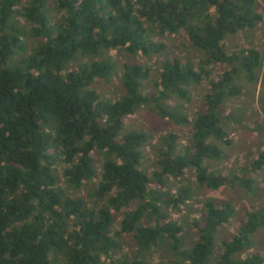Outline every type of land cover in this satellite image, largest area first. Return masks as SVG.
I'll return each instance as SVG.
<instances>
[{
  "label": "trees",
  "instance_id": "trees-1",
  "mask_svg": "<svg viewBox=\"0 0 264 264\" xmlns=\"http://www.w3.org/2000/svg\"><path fill=\"white\" fill-rule=\"evenodd\" d=\"M262 19L255 0H0V264H167L144 257L165 242L173 264H264L246 253L264 205L225 240L233 206L205 201L190 248L167 212L188 209L194 186L249 191L264 167V152L237 170L211 164L224 156L218 143L232 146L222 124L236 121L227 105L242 94L237 83H254L262 62L258 49L228 40ZM174 39L192 57L164 59L151 80L145 62ZM117 50L143 62H90ZM111 78L124 94L92 87ZM202 84L190 116L185 104ZM142 107L186 128L160 140L151 169L148 135L124 128ZM86 186L90 200L74 193Z\"/></svg>",
  "mask_w": 264,
  "mask_h": 264
},
{
  "label": "rangeland",
  "instance_id": "rangeland-1",
  "mask_svg": "<svg viewBox=\"0 0 264 264\" xmlns=\"http://www.w3.org/2000/svg\"><path fill=\"white\" fill-rule=\"evenodd\" d=\"M257 7L263 14L262 21L255 29L240 33L230 40L228 46L258 49L262 56L260 69L256 73V81L248 83L244 78H240L237 85L242 90V94L229 101L227 105L228 114L236 117V121H228L222 124L223 129L232 140V146L227 148L218 143L224 156L220 161L211 162L215 170H237L251 163L260 153L264 152V0H255ZM169 48L160 57H154L146 61V65L151 68L150 79L157 78L160 72V65L164 59L174 56L189 58L192 53L189 48L182 45L179 39L170 40ZM114 58L118 65L125 62H143L136 56L134 58L127 55L123 50L110 51L102 53L98 58ZM99 94L109 95L111 98L119 97L124 94V88L120 78H111L106 82H97L92 86ZM206 85L202 84L196 88L198 94L194 96L190 104H185V108L192 116L199 109V94L207 93ZM181 105V103H179ZM182 106H184L182 104ZM232 116V117H233ZM239 120V122H238ZM124 128L126 131H145L149 139L146 144L143 165L151 169L155 160L156 152L160 146V140L169 134H175L180 138L186 136V128H181L167 118H161L156 112L149 107H142L137 110L131 117L127 118ZM185 140L181 141L184 144ZM102 160H107L101 156ZM252 189L247 191L243 188L221 187L217 190L206 187L194 186L195 201L190 203L188 209L181 211H169L178 224L183 229L182 241L187 248H190L196 241L197 235L192 227V222L200 219L205 201L214 203H229L234 208V217L223 226L218 232V239L228 240L234 234L244 221L245 214L250 209H256L264 205V167L260 173L254 176ZM90 186V185H89ZM86 186L82 192H74L77 197L83 200H90V187ZM73 194L72 189L68 190ZM118 220L117 216H114ZM253 246L246 253L264 254V228L259 230L253 237ZM124 250L134 254V245L130 237L124 238ZM244 253L242 256H244ZM144 257L153 263L166 262L167 264L176 263L178 259L174 254L171 245L167 242L153 247Z\"/></svg>",
  "mask_w": 264,
  "mask_h": 264
}]
</instances>
